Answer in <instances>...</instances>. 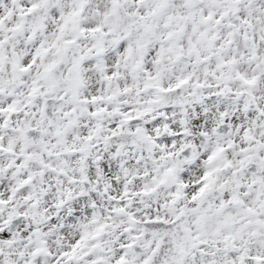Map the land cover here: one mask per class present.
<instances>
[{
  "label": "snow or ice",
  "instance_id": "snow-or-ice-1",
  "mask_svg": "<svg viewBox=\"0 0 264 264\" xmlns=\"http://www.w3.org/2000/svg\"><path fill=\"white\" fill-rule=\"evenodd\" d=\"M0 264H264V0H0Z\"/></svg>",
  "mask_w": 264,
  "mask_h": 264
}]
</instances>
